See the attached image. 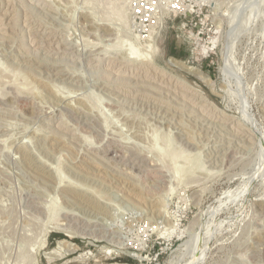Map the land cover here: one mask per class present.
I'll return each mask as SVG.
<instances>
[{
    "label": "rangeland",
    "instance_id": "1",
    "mask_svg": "<svg viewBox=\"0 0 264 264\" xmlns=\"http://www.w3.org/2000/svg\"><path fill=\"white\" fill-rule=\"evenodd\" d=\"M125 1L0 0V264H264V0Z\"/></svg>",
    "mask_w": 264,
    "mask_h": 264
},
{
    "label": "built area",
    "instance_id": "2",
    "mask_svg": "<svg viewBox=\"0 0 264 264\" xmlns=\"http://www.w3.org/2000/svg\"><path fill=\"white\" fill-rule=\"evenodd\" d=\"M135 29L145 32L155 28L160 14V0H128ZM173 2H176L173 1ZM178 10L171 3V11ZM184 10V8H182ZM193 13V12H192ZM191 13V14H192Z\"/></svg>",
    "mask_w": 264,
    "mask_h": 264
},
{
    "label": "bare ground",
    "instance_id": "3",
    "mask_svg": "<svg viewBox=\"0 0 264 264\" xmlns=\"http://www.w3.org/2000/svg\"><path fill=\"white\" fill-rule=\"evenodd\" d=\"M124 2L126 3L127 1L124 0ZM124 5H126V4H124ZM126 7H127V6H126ZM150 43H151V42H150ZM114 152H115V150H114ZM28 154H30V153H28ZM30 156H31V155H30Z\"/></svg>",
    "mask_w": 264,
    "mask_h": 264
}]
</instances>
